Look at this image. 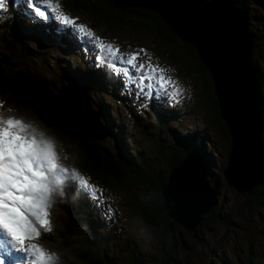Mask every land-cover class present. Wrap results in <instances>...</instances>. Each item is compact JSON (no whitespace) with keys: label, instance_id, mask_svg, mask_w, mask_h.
Masks as SVG:
<instances>
[{"label":"rangeland","instance_id":"1","mask_svg":"<svg viewBox=\"0 0 264 264\" xmlns=\"http://www.w3.org/2000/svg\"><path fill=\"white\" fill-rule=\"evenodd\" d=\"M82 1L88 6L97 4L96 0ZM54 2H58L61 5V10L64 11L65 14L76 19L77 23L85 24L94 31L97 36L101 37L105 43H112L118 47L120 55L123 57L127 58L131 54L136 53L138 54V63H145L147 65L151 62V64L155 66L166 69L164 74L177 81L179 86L184 89L179 102H167L166 98L159 95V91L155 86L153 87L151 96L145 97L143 95H137L139 91L135 82L137 74L133 68L129 67L132 80H127L121 72L114 70L110 65L103 62L105 59L103 54H100L101 60L98 62L96 60L98 50L95 48L94 42H89V38L82 36L76 29L61 24L54 14L50 13V11L44 8V5L39 3V0H37L36 6L46 11L47 14L44 18H34L33 15L27 11L22 12L25 16L24 18L18 15L17 11L11 14L10 8H7L6 11L0 10V53L12 52L10 47L5 44L7 42H11L15 45L19 51L21 49L26 52L18 43L10 39L9 32L4 34L6 23L12 20L15 21L17 18L22 23L26 24L28 22H36L38 25L52 32L53 35L58 31L67 33L70 38H76V41L81 44L80 47L86 48L83 50V53L81 52V54H79V58L83 57L82 59H88V56H85V54L92 55L94 61L100 65L95 73L98 74L101 72L102 75L104 74L103 72L109 73L110 81L113 84H107L106 86L115 85V90H120L119 94L115 93L117 98L114 99L115 97H112L111 94L103 92L106 87L105 85H101L97 87L98 89H95L97 93L96 98L107 100L112 117L115 120L117 119L118 126L122 128L123 135H126L124 137L127 138L126 142L129 148L132 149L134 153H144L149 158V161L152 162L153 171L160 176H167V164L165 160L156 153L155 148L147 138L151 136L153 139L167 141V143H169L171 139L168 138V136L163 137L162 135L158 137V118H155L153 114L158 112L160 117L170 119L175 115L176 107L179 106L183 110V115L181 119L171 125V132L174 133L176 127L180 129L184 128L188 132L201 131L203 129L208 130L207 139L210 143L207 145V150L211 149L212 152L208 151V153H210L213 158L210 170L212 174L209 177V181L211 186L214 187V182L216 179L218 180L220 189L217 210L224 214L227 221L231 219V225L228 227L212 225L209 229L199 230L198 236L203 239L202 242L196 245L192 243V240L188 237L185 230H181L178 235L182 236L183 241L188 247L186 250L188 252L186 260L191 264H247V258L250 256L249 258L256 260L257 264H264V209L256 211L254 207H252V204L250 205L248 203L247 194L237 193L226 182L223 176L229 156L225 148L226 142L221 132L210 124L207 123L206 125L205 123L204 98L198 83L200 76L197 67L192 65L191 61V58H195L194 54H189L188 51L185 50V47H183L182 42L179 41L178 44L174 46L165 39L160 38L156 33L142 26L134 30L130 27V24L115 22L114 26L107 29L105 26H109L106 23L105 25L96 24L86 12L68 9L65 6V0H54ZM13 3L16 7L19 6V1L14 0ZM250 11L252 21L249 26V31L258 33L262 41L259 51L260 58L258 57V67L260 73H264V6L261 5L260 2H257L250 8ZM8 19L10 20L8 21ZM103 30L107 35L103 33ZM27 42L33 43V53L38 59V63L31 62L29 59L28 66L44 77L48 81V84L54 87L53 91L55 93H57L62 86L68 85V78L61 74V68L63 67L60 64L65 62V58H67L68 55L71 56L72 54H64L67 49L64 48V51H62L63 45L58 43L54 46L52 40H49L51 45L49 47L45 45V42L34 43L33 39H27ZM141 49L144 51H141ZM48 50H50L52 54ZM255 52L256 50L253 52L254 55ZM53 54L55 56L61 55L62 57H55ZM41 55H46V60L44 62L40 60ZM29 56L32 58L31 55ZM49 58L52 59L50 61L54 67H48L46 65ZM123 67H127V65L119 61L116 62V69ZM126 83L128 85L127 87H125ZM146 83L147 81L145 84ZM145 92H147V88H145ZM111 93H114L113 87ZM91 105L92 108L97 111V106L92 103ZM0 112L5 116H13L25 122L29 120L33 121L34 127L39 131L54 136L59 144V147H56V151L60 158V163L70 170L75 168L80 175L85 177L89 183L97 189L95 192H89L88 189H84L83 191L85 195L90 198L92 204H94L99 214V222L104 226L102 237L109 240L108 253L111 259L110 264H131L129 250L135 251L141 255V258L144 260L158 254V243L150 247H145L138 242L135 236L129 231L127 223L133 217L142 219L138 214V210L141 207H150V200L146 192L151 190V187L144 189L138 186L130 191L122 190L117 186L113 188L109 187V185L104 184L93 175L82 171L78 167L76 160L80 156V152L75 143L57 137L50 129H47L41 122H38L30 112L25 110L19 111L9 104L1 95ZM182 129L181 134L183 135L185 131ZM146 132H148V135L145 134ZM102 144L113 150L117 147L116 140L111 138H106ZM65 156L74 157V160H65ZM79 186L80 185L77 184L73 187L78 188ZM71 188L65 189L60 196L58 205L54 209H50V219L52 221L50 227L52 231L50 233L44 232L41 236L37 237L36 240L31 241V243H38L47 250L61 251V249L55 247V239H58V236L63 232V224L59 219V213L67 208L68 203H70L68 194ZM202 233L203 236H201ZM46 235L50 237L48 240L43 241ZM18 255L20 259L16 261L15 264H25L26 257L24 254ZM63 258L66 264H73L69 262L66 257L63 256Z\"/></svg>","mask_w":264,"mask_h":264},{"label":"trees","instance_id":"2","mask_svg":"<svg viewBox=\"0 0 264 264\" xmlns=\"http://www.w3.org/2000/svg\"><path fill=\"white\" fill-rule=\"evenodd\" d=\"M11 1L12 0H9L8 4L11 9L10 12H12L11 14H13L15 11ZM96 2V5L88 6L82 0H65V6L72 11L86 12L96 24L105 25L106 23L109 26H105L107 29L114 26L115 22L130 24V27L134 30L142 26L156 33L160 38L165 39L174 46L179 42L173 30L155 14L148 11L118 7L106 0H96ZM229 2L234 9L244 14L248 20V26H250L252 21L250 8L257 2H260V4L264 6V0H229ZM9 20L10 19H8V21ZM4 30V34L9 32L10 39L18 43L27 53L21 49L19 51L11 42L5 43L10 47L12 52L0 53V95L19 111L25 110L30 112L38 122H41L44 127L50 129L57 137L75 143L80 152V156L76 160V163L82 171L93 175L112 188L117 186L127 191L138 186L144 189L147 187L152 188L146 192L150 200V207L139 208L138 214L145 223L151 225L156 231L159 251L156 256H151V258L144 260L141 258V255L135 251L129 250L131 264H191L186 260L188 254L186 250L188 247L183 241L182 236L178 235V233L180 234L181 230L184 229L171 220L164 212L161 193L168 184L170 171L180 166L188 154L198 155L201 159V163L208 168V170H211L213 158L212 155L208 153V151L212 152L211 149L207 150V145L210 143L207 139L208 130L203 129L201 131L188 132L186 129L181 128L185 131L182 135L181 129L176 127L175 132L172 133L170 129L171 125L181 119L183 115V110L179 106L176 108L175 115L170 119L160 117L158 112L153 114L155 118H158V137L162 135L163 137L168 136V138L171 139L169 143H167V141L153 139L151 136L147 138L155 148L156 153L164 159L167 164V176H160L153 171V164L144 153H134L132 149L129 148L126 142L127 138L124 137L126 135H123L122 128L118 126L117 119L115 120L112 117L107 100L96 98L97 93L95 89H98V86L105 85L106 88H104L105 90H103V92L111 94L112 97H115L114 99L117 98L115 93H119L120 90L117 89L116 91L115 85L106 86L107 84H113L108 74L104 73L102 75L101 72L98 74L95 73L99 64H89L90 62H94L92 56L90 62L87 61L88 63L84 62L85 60L82 59L83 57L79 58L80 56H76L81 54V52L83 53V50L86 49L85 47L74 50L75 47H80L81 44H79V46L71 45L67 43L66 37H54L48 32H45L44 29H39L34 22H28L26 24L22 23L18 18L17 20L15 19V21L12 20L11 22H7ZM103 33L106 34L104 30ZM250 33L254 36L253 52L254 50H256V52L255 55L252 53V61L259 79V88L263 99L261 111L264 120V73H260L258 67L260 58L259 51L262 41L258 33ZM27 39H33L34 43L45 42L47 47L51 46L49 40H52L54 46L58 43L63 45L62 51H64V48L67 49L64 54L68 55V53H73V55H68V57L65 58V62L60 64L63 67H59L61 68V74L68 78V82L71 81L79 84L88 95L90 102L97 106V111H95L98 113L103 127L108 132V138L116 140L117 147L115 150L107 147L100 141H77L61 122L55 118L52 112L38 106L25 91V87L20 81L21 74L36 75L46 82L47 86L54 94L57 95L59 92L55 93L53 91L54 87L50 86L48 81L36 70L28 66L29 59L34 63H38V59L33 53V43L27 42ZM183 47H185V50H187L189 54H194L195 56L194 59L191 58V61L192 65L197 67L200 76L198 83L204 98L205 123L206 125L207 123L210 124L222 133L226 142L225 148L227 150V155H229L231 139L226 125L220 117L211 76L201 65L195 49L185 44ZM48 51L50 52V50ZM29 55H31L32 58ZM53 56L55 55L53 54ZM58 56L60 57L61 55H56L55 57ZM40 60L44 62L46 60V55H41ZM50 60L52 59L49 58L47 60L48 62L46 65L48 67H54ZM112 87L114 93H111ZM145 134L148 135V132ZM214 185L220 189V184L217 179ZM68 196L70 198L68 207L59 213V219L63 224V232L58 236V239H55V247L61 249L63 256L73 264H110L111 259L108 253L109 240L102 237L104 226L99 222L98 214L88 207V203L83 199V195L77 196V192L70 190ZM247 201L250 205L252 204V207H254L256 211L264 209V186L256 188L253 194L247 195ZM216 202H218V197ZM217 206L218 204H216L209 214L202 217L203 220L196 229L191 232L185 231L193 244L196 245L202 242L203 238L198 236L199 230L209 229L212 225L225 227L231 225V219L227 221L224 214L217 210ZM46 236L43 238V241L48 240L50 237L49 235ZM201 236H203V233ZM249 257L247 258V264H257L256 260Z\"/></svg>","mask_w":264,"mask_h":264},{"label":"water","instance_id":"3","mask_svg":"<svg viewBox=\"0 0 264 264\" xmlns=\"http://www.w3.org/2000/svg\"><path fill=\"white\" fill-rule=\"evenodd\" d=\"M157 15L183 45L195 49L214 84L220 117L231 139L226 182L240 194L264 186V120L259 79L253 66L254 36L248 20L229 0H106ZM25 91L78 140L104 142L108 132L84 89L75 82L54 94L36 75H20ZM196 154L172 169L161 193L166 215L187 232L216 206L219 188Z\"/></svg>","mask_w":264,"mask_h":264},{"label":"snow or ice","instance_id":"4","mask_svg":"<svg viewBox=\"0 0 264 264\" xmlns=\"http://www.w3.org/2000/svg\"><path fill=\"white\" fill-rule=\"evenodd\" d=\"M8 3L9 0H0V10L6 11ZM21 3L34 18H44L47 14L36 6L37 0H21ZM39 3L61 24L76 29L89 38V42H94L98 62L103 54V62L121 72L127 80H132L129 67L133 68L137 74V95L151 96L155 86L167 102H179L184 89L164 74L166 69L151 62L138 63L136 53L123 57L118 47L105 43L85 24L65 14L58 2L39 0ZM117 61L127 67L116 69ZM77 184L89 192L97 191L75 168L70 170L60 163L55 144L43 131L0 112V264H15L20 259L18 254H24L25 264H56L51 251L31 241L52 231L49 202L53 194L62 195L65 189Z\"/></svg>","mask_w":264,"mask_h":264},{"label":"clouds","instance_id":"5","mask_svg":"<svg viewBox=\"0 0 264 264\" xmlns=\"http://www.w3.org/2000/svg\"><path fill=\"white\" fill-rule=\"evenodd\" d=\"M34 126L33 121H26ZM46 134V133H45ZM46 136L52 140L56 147H59L58 141L54 136L47 135ZM65 160L73 159L74 157H64ZM60 194H53L50 203V209H54L58 203L60 202ZM129 231L135 236L138 242L143 244L145 247H150L158 243L157 233L153 229V227L147 223H145L142 219L133 217L128 222ZM56 257V264H66V261L63 258V253L59 250H49Z\"/></svg>","mask_w":264,"mask_h":264},{"label":"bare ground","instance_id":"6","mask_svg":"<svg viewBox=\"0 0 264 264\" xmlns=\"http://www.w3.org/2000/svg\"><path fill=\"white\" fill-rule=\"evenodd\" d=\"M212 174V173H211ZM0 236H2V233H0Z\"/></svg>","mask_w":264,"mask_h":264}]
</instances>
